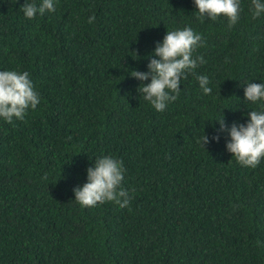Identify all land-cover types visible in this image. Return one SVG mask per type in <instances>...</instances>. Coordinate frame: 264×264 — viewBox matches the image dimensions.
<instances>
[{
  "label": "trees",
  "instance_id": "trees-1",
  "mask_svg": "<svg viewBox=\"0 0 264 264\" xmlns=\"http://www.w3.org/2000/svg\"><path fill=\"white\" fill-rule=\"evenodd\" d=\"M54 2L28 19L25 0H0V71L29 72L40 95L24 120L0 118V264H264V157L242 166L216 121L264 111L244 97L264 82V13L240 0L229 28L224 15L198 19L194 0ZM186 26L206 62L156 111L138 91L150 78L129 73L148 71L157 42ZM104 155L123 161L124 208L74 200Z\"/></svg>",
  "mask_w": 264,
  "mask_h": 264
},
{
  "label": "clouds",
  "instance_id": "clouds-1",
  "mask_svg": "<svg viewBox=\"0 0 264 264\" xmlns=\"http://www.w3.org/2000/svg\"><path fill=\"white\" fill-rule=\"evenodd\" d=\"M199 13L198 19L205 17L215 20L224 15L229 20V28L239 20L241 8L240 0H194ZM253 16L259 17L264 13V0H252ZM23 14L33 19L37 14L43 16L45 12L55 11L54 0H25L21 6ZM95 16L90 15L88 22L93 23ZM202 44V37L191 27H184L167 31L162 42H157L154 55L147 64L148 71L131 70L130 75L139 81L150 78V83L140 84L138 91L156 111H164L169 102L177 99L180 92V81L188 73L206 61L203 56H194L197 47ZM134 59L137 55L134 53ZM200 88L204 94H211L208 86L210 81L206 75H197ZM247 101L257 102L264 100V82L247 83L244 89ZM40 103V95L35 90L33 81L27 71L2 70L0 71V118L12 123L13 119L24 120L29 109L35 110ZM246 123L231 126L225 124L223 117L216 120L219 131H227L230 140L226 142V149L235 156L238 163L249 168H256L264 157V111L248 112ZM212 140L218 141L219 135H213ZM209 137L202 134L198 143L205 148ZM126 169L121 159L109 155L96 157L94 166L86 169L87 182L72 189L74 200L82 206L94 207L98 203L114 202L124 208L129 205L131 196L121 187Z\"/></svg>",
  "mask_w": 264,
  "mask_h": 264
}]
</instances>
